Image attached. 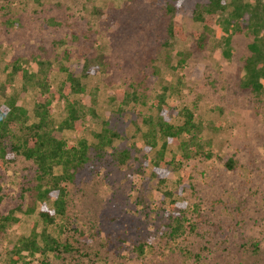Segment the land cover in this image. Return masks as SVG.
<instances>
[{
	"label": "rangeland",
	"instance_id": "1",
	"mask_svg": "<svg viewBox=\"0 0 264 264\" xmlns=\"http://www.w3.org/2000/svg\"><path fill=\"white\" fill-rule=\"evenodd\" d=\"M176 1L0 0V103L14 97L29 111L33 104L34 90L17 73L6 84L15 64L33 71L49 61L54 86L68 71L84 73L85 128L64 136L90 140L106 125L118 133L113 147L130 152L124 163L106 153L67 184L65 214L49 229L69 247L46 256L15 259L12 251L33 223L43 227L38 204L26 212L34 164L18 157L1 171L0 212L12 211L17 221L0 233V264H264V91L238 86L250 42L264 51V0L220 12L201 52L189 32L201 28L193 12L207 0H179L170 13L167 3ZM171 20L185 40L169 38ZM180 52H188L182 64ZM119 90L134 95L128 106L114 98ZM161 91L170 121L182 122L183 107L193 110L209 154L185 157L167 146L160 182L138 117L153 111ZM64 116L56 103L55 120ZM178 224L183 232L172 233Z\"/></svg>",
	"mask_w": 264,
	"mask_h": 264
},
{
	"label": "trees",
	"instance_id": "2",
	"mask_svg": "<svg viewBox=\"0 0 264 264\" xmlns=\"http://www.w3.org/2000/svg\"><path fill=\"white\" fill-rule=\"evenodd\" d=\"M33 1L40 3L42 0ZM178 3L179 0L175 3L168 2V11L173 13ZM229 5L232 9H237L241 0H207L196 5L193 18L200 23L201 28L189 32L196 52L205 48L217 15ZM167 33L169 38H187L183 26L175 20L168 24ZM249 49L250 53L244 58L239 70L238 86L241 91L259 95L264 91V51L253 41L250 42ZM187 55L188 52H180L178 64H182ZM37 65L35 70L27 71L20 64H15L6 80V84L9 83L17 73L24 88L28 85L32 87L34 99L30 111L22 103H17L14 97L4 99L0 103V204L3 200L1 171L14 163L18 157L31 161L34 164L35 183L27 189L31 203L26 212L31 213L38 204L37 213L43 224L38 231L33 223L29 234L19 236L12 248L15 259L24 255L46 256L64 247L49 226L54 225L65 214L67 184L75 179L79 170L90 166L93 161L101 160L106 153H110L119 163H124L130 158L128 149L118 151L113 147V139L118 133L106 125L100 130L92 131L90 140L81 137L73 142L64 136L65 130L81 132L85 128L86 114L79 98L85 88L82 82L84 73L74 74L68 71L54 86L50 81L53 70L51 63L39 60ZM4 86L5 83H2L0 89L3 90ZM164 96V91L159 92L152 105L153 111L138 117L147 127L141 134L145 148L152 153L148 158L151 174L160 182L167 173V146H176L185 157L191 154H209V151L204 150L200 136L201 126L195 121L193 110L183 107L182 122L174 123L168 118L169 105ZM114 98L120 105L128 106L135 97L119 90L115 92ZM56 103L61 104L65 111V116L59 121L54 118ZM157 139L162 141L159 149L155 148ZM225 165L233 168L234 160L228 157ZM14 221H17V217L12 211L7 214L0 212V233ZM178 226L179 224L172 229V233L183 232Z\"/></svg>",
	"mask_w": 264,
	"mask_h": 264
}]
</instances>
